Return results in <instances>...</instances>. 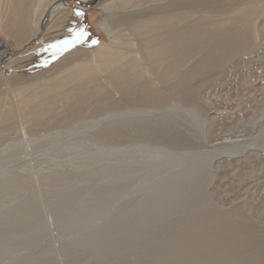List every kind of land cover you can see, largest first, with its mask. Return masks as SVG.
Returning <instances> with one entry per match:
<instances>
[{
    "label": "bare ground",
    "instance_id": "6f19581e",
    "mask_svg": "<svg viewBox=\"0 0 264 264\" xmlns=\"http://www.w3.org/2000/svg\"><path fill=\"white\" fill-rule=\"evenodd\" d=\"M94 2L97 27L106 40L43 68L26 69L44 47L40 41L59 32L57 27L74 11L65 0H0V137L10 136L14 128L17 134L44 128L54 118L81 119L91 111L103 114L90 123L99 127L93 139L123 144L143 137L183 147L192 136L184 139L172 128L174 119H165L164 114L202 105L207 115L198 134L223 149L218 155L225 159L216 154L215 167L207 166L213 165L215 175L207 178L215 179V184L205 196L213 199H200L198 207L206 208L180 223L170 237L173 241L165 245L172 250L165 252L170 255L168 264L238 263L248 251L251 261L240 264H264V142L259 144L254 136L264 114L258 113L264 107V69L258 68L264 67V0ZM35 42L41 44L31 48ZM250 65L258 66L257 79L245 69ZM173 183L163 186L171 188ZM158 199L153 201L159 203ZM194 240L201 247L207 245L206 250L199 246L192 254L184 252ZM147 264L163 261L156 258Z\"/></svg>",
    "mask_w": 264,
    "mask_h": 264
},
{
    "label": "rangeland",
    "instance_id": "374dc122",
    "mask_svg": "<svg viewBox=\"0 0 264 264\" xmlns=\"http://www.w3.org/2000/svg\"><path fill=\"white\" fill-rule=\"evenodd\" d=\"M65 2L73 9V16L57 27L59 32L40 41L44 47L34 55L35 64L26 66V69L43 68L56 59L69 58L72 53L87 50L93 45V40H106L97 27L94 0ZM81 29L87 33L85 43H79L63 53L52 54L56 50L50 45L74 39ZM41 43L35 42L30 47ZM1 47H4V43ZM19 53L16 52V55ZM257 67L250 65L249 69L247 66L245 69L252 71L255 78L259 72L254 70L264 69ZM193 106L187 108L186 112L181 110L184 107H178L170 111V115L167 112L165 117L162 116L171 121L174 119L172 128L180 131L184 139L192 136V142L189 139L183 147L182 144L168 145L154 139L144 141L143 137L136 141L138 143L123 141V144L121 141L113 144L112 140L93 139L92 134L99 127H93L90 123L103 114L91 111L81 119L60 122L54 118L47 120L44 128L40 127L39 130L17 134V128H14L10 136L5 139L0 137V264H147L156 258L168 264L170 255L166 253L172 250L165 245L173 241L170 237L176 234L184 221L187 222L206 208L207 205L200 207L201 204L198 207V201L209 202L210 198L213 199L209 194L206 195L208 198L205 196L206 190L210 193V188L215 184V179L211 180L215 175L212 167H215L216 160L225 159V156L218 155L223 149H218L211 142L208 144L206 138L202 139V135L198 134L207 114L202 105ZM262 110L258 113H264V107ZM263 116H260L262 121H257V129L254 127L257 131L254 136L259 144L264 142ZM129 117L132 118L133 114L130 113ZM212 147L218 151H214L215 155H211ZM132 157L135 161H132ZM209 163L213 164L212 167L210 165L212 169L209 167L212 174L208 172ZM204 170H207L206 173ZM207 174L211 182H208ZM176 176L178 181L177 178L174 180ZM174 181L176 184L184 182H180L174 190ZM171 183L174 184L172 189L163 186ZM200 186L205 190H201ZM164 187H168L167 195ZM201 191L205 193L201 195ZM157 199L161 204L153 201ZM177 212L181 214L176 215ZM160 221L163 224L160 225ZM164 231L167 234H163ZM190 245L186 244L183 251L192 254L201 247V243L197 245L195 240L192 247ZM205 246L201 248L204 250ZM157 249L159 252L164 249V252L159 253ZM251 254V251L245 253L242 261H251ZM196 258L194 263L198 261ZM231 263L238 264L235 261Z\"/></svg>",
    "mask_w": 264,
    "mask_h": 264
},
{
    "label": "snow or ice",
    "instance_id": "6c2138e0",
    "mask_svg": "<svg viewBox=\"0 0 264 264\" xmlns=\"http://www.w3.org/2000/svg\"><path fill=\"white\" fill-rule=\"evenodd\" d=\"M78 15H83L82 13H77ZM87 40V33L81 29L80 32H78L74 39L71 40H64L57 44H52L49 47L52 49H55L56 51L53 52V55H56V52L63 53L64 51L68 50L71 47H75L79 43H85ZM98 41L93 40L92 44H96Z\"/></svg>",
    "mask_w": 264,
    "mask_h": 264
}]
</instances>
